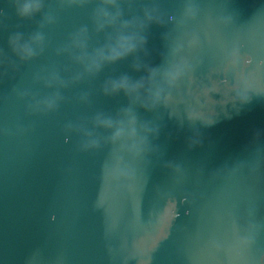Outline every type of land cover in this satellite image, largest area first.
Returning a JSON list of instances; mask_svg holds the SVG:
<instances>
[{"label": "water", "instance_id": "1", "mask_svg": "<svg viewBox=\"0 0 264 264\" xmlns=\"http://www.w3.org/2000/svg\"><path fill=\"white\" fill-rule=\"evenodd\" d=\"M100 6L0 0V264H264V0H121L159 23L115 64ZM122 75L146 91L106 94Z\"/></svg>", "mask_w": 264, "mask_h": 264}, {"label": "clouds", "instance_id": "2", "mask_svg": "<svg viewBox=\"0 0 264 264\" xmlns=\"http://www.w3.org/2000/svg\"><path fill=\"white\" fill-rule=\"evenodd\" d=\"M17 15L26 20L41 16L45 11V0H12ZM101 6L96 10L95 20L97 29L105 31L112 29L115 32L113 40L109 43L103 56L108 63H118L130 56L145 52L147 45L146 32L153 23H159L158 19L151 13L146 12L143 18L125 20L123 10L120 7L121 0H100ZM44 37L36 33L28 38L21 34L11 35L8 39V48L12 54L22 62L34 59L38 50L42 51ZM6 53L0 48V68L5 66ZM151 78V73L149 74ZM51 86V85H49ZM146 91L144 81H133L129 76L122 75L113 79L105 88L106 94L137 95ZM59 97H48L35 102V107L40 110L53 111L58 106ZM146 109L150 105L146 102L142 105ZM103 125L104 120L97 121ZM90 145H85L89 147Z\"/></svg>", "mask_w": 264, "mask_h": 264}, {"label": "snow or ice", "instance_id": "3", "mask_svg": "<svg viewBox=\"0 0 264 264\" xmlns=\"http://www.w3.org/2000/svg\"><path fill=\"white\" fill-rule=\"evenodd\" d=\"M3 68H0V70H2Z\"/></svg>", "mask_w": 264, "mask_h": 264}]
</instances>
